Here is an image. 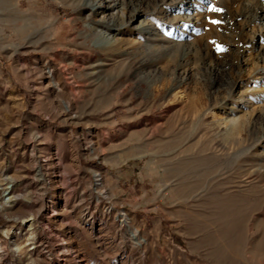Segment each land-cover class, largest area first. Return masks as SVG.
Masks as SVG:
<instances>
[{"label": "rangeland", "instance_id": "rangeland-1", "mask_svg": "<svg viewBox=\"0 0 264 264\" xmlns=\"http://www.w3.org/2000/svg\"><path fill=\"white\" fill-rule=\"evenodd\" d=\"M95 2L0 0V264H264V0Z\"/></svg>", "mask_w": 264, "mask_h": 264}, {"label": "bare ground", "instance_id": "bare-ground-1", "mask_svg": "<svg viewBox=\"0 0 264 264\" xmlns=\"http://www.w3.org/2000/svg\"><path fill=\"white\" fill-rule=\"evenodd\" d=\"M96 2L95 3H93L92 5H90V7H91V9H92V11L93 12H98V13H101V10H102V8H103V3H104V0H95ZM103 38H104V36H103ZM110 38V37H109ZM111 43H110V41L109 40H101L100 42H98L97 44H96V46L97 47H108L109 45H110ZM97 177H99V176H97ZM100 181V179L98 178V180H97V182H99ZM123 220L125 219L126 220V214L125 215H122V217H121ZM124 220V221H125ZM136 234H137V232H135L134 233V236H136Z\"/></svg>", "mask_w": 264, "mask_h": 264}, {"label": "snow or ice", "instance_id": "snow-or-ice-1", "mask_svg": "<svg viewBox=\"0 0 264 264\" xmlns=\"http://www.w3.org/2000/svg\"><path fill=\"white\" fill-rule=\"evenodd\" d=\"M213 23H218L217 21H212Z\"/></svg>", "mask_w": 264, "mask_h": 264}]
</instances>
